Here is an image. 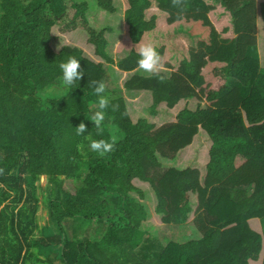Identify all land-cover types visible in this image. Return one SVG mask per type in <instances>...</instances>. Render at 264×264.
Returning a JSON list of instances; mask_svg holds the SVG:
<instances>
[{
  "label": "trees",
  "instance_id": "1",
  "mask_svg": "<svg viewBox=\"0 0 264 264\" xmlns=\"http://www.w3.org/2000/svg\"><path fill=\"white\" fill-rule=\"evenodd\" d=\"M121 1L123 15L113 0H0V264H264V0ZM89 11L123 17L124 57L109 55ZM54 25L86 31L98 60L54 51ZM141 42L161 55L164 82L137 70ZM71 56L85 75L66 88L59 65ZM93 80L110 100L102 135L88 120ZM112 136L113 152L90 150L88 137ZM189 222L198 237L154 234L153 223ZM96 223L100 238L79 234Z\"/></svg>",
  "mask_w": 264,
  "mask_h": 264
},
{
  "label": "rangeland",
  "instance_id": "2",
  "mask_svg": "<svg viewBox=\"0 0 264 264\" xmlns=\"http://www.w3.org/2000/svg\"><path fill=\"white\" fill-rule=\"evenodd\" d=\"M262 1V0H260ZM113 5L116 6L117 8V13L120 11L123 15V4L121 0H113ZM154 11V10H153ZM152 11V13H154ZM116 13V12H115ZM115 13H107V15H101L100 12L96 16H91V11L88 12V19L90 24L97 30H102L104 32L105 37L107 38L108 45H107V50L109 55L114 59V60H119L122 57H124L128 51L124 50L122 52L118 51V48L116 46L117 42H120V36L121 34L120 31H123L121 26V17L119 14ZM119 15V16H113V15ZM109 28H112L110 31ZM52 36L54 38L50 40V46L54 51H60L62 46L69 45V46H75L80 49H82L83 54L87 57H91L94 60H98V58L94 57V49L93 47L87 43V37L88 34L84 30H78L76 32H65L61 33L59 30V25H54L52 26L50 30ZM124 32V31H123ZM67 34V36H66ZM261 47H263V43L260 41ZM107 69L111 75H113L114 80L117 81L119 80V73L117 71V68L115 65L111 67L109 64H107ZM60 87L55 86L51 87L48 90H44L41 92V94L46 95L47 92H52V93H57L59 92ZM62 178V177H61ZM40 185V188L37 191V195L39 197V202H38V209L36 211V215L38 218V223L40 226H43L44 224L48 223L49 221V211H48V206L44 200V198L47 196L48 192V177L46 175L41 176L40 180L37 182ZM77 184V181H72V180H66L64 182L65 186L69 190H74L75 185ZM134 195L136 199H139V196L135 194ZM30 203H33L31 200ZM155 224L154 228V234L160 238L163 244H167L168 242H182L190 238L198 237V232L195 230L194 226L192 223H186L183 225H166V224ZM105 225L103 226L101 223H96L91 226H89L86 229L80 230L79 234L85 236V238H88L89 240H96L100 238L105 231ZM36 237L40 235L37 231ZM60 264V263H59Z\"/></svg>",
  "mask_w": 264,
  "mask_h": 264
},
{
  "label": "clouds",
  "instance_id": "3",
  "mask_svg": "<svg viewBox=\"0 0 264 264\" xmlns=\"http://www.w3.org/2000/svg\"><path fill=\"white\" fill-rule=\"evenodd\" d=\"M187 0H171L172 7L183 10L186 5ZM137 55L139 59L137 61V70L143 73L149 74V76L157 78L161 83L164 82L166 77L161 73L165 71L164 65L162 63L161 55L157 52L156 48L151 43L141 42L136 46ZM62 71L61 82L62 85L66 88L73 86L76 81H80L84 77V71L81 68L80 60L76 57L71 56L67 61L59 65ZM91 86L94 89V94L98 97L96 104V111L88 119L95 125L99 134H103L104 123L106 120V109L110 105L109 98L105 95L107 90V85L103 81L93 80L90 82ZM41 95V98H44V94ZM88 131L87 124L83 121L79 123L76 127V134L83 135ZM89 148L91 151L97 153L100 157H104L109 153L113 152L116 149V137L112 136L109 139H91ZM4 169H0V174H3Z\"/></svg>",
  "mask_w": 264,
  "mask_h": 264
},
{
  "label": "crops",
  "instance_id": "4",
  "mask_svg": "<svg viewBox=\"0 0 264 264\" xmlns=\"http://www.w3.org/2000/svg\"><path fill=\"white\" fill-rule=\"evenodd\" d=\"M258 2L260 3V0H258ZM262 31H264V26L261 20H258V34L262 33ZM67 36V35H66ZM264 36V32L262 37ZM262 39V38H261ZM192 223V222H189ZM193 224V223H192ZM194 226V225H193ZM195 228V227H194ZM196 230V229H195ZM198 236V235H197Z\"/></svg>",
  "mask_w": 264,
  "mask_h": 264
}]
</instances>
